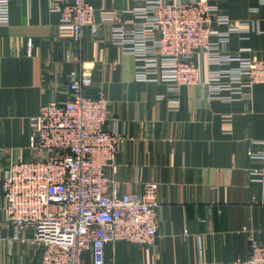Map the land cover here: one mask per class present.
<instances>
[{
	"label": "crops",
	"instance_id": "0c3cea01",
	"mask_svg": "<svg viewBox=\"0 0 264 264\" xmlns=\"http://www.w3.org/2000/svg\"><path fill=\"white\" fill-rule=\"evenodd\" d=\"M50 2L9 0L8 24L0 26V180L7 165L34 158L30 118L47 103L67 102L69 76L89 72L85 95H104L115 119L107 128L125 138L105 173L119 194L158 185L152 244L108 242L104 264H241L251 238L264 243V179H250L258 164L248 157L264 142V84H243L237 97L222 101L208 100L198 86L172 92L137 81L133 56L112 43L111 26L102 21H133L137 0H87L93 27L79 40ZM217 8L245 25L230 34L225 53L250 49L245 55L264 61V0H219ZM196 61L205 78L211 67L205 58ZM13 235L0 187V264H37L41 250ZM83 259L92 264L89 252Z\"/></svg>",
	"mask_w": 264,
	"mask_h": 264
},
{
	"label": "built area",
	"instance_id": "2783aa9c",
	"mask_svg": "<svg viewBox=\"0 0 264 264\" xmlns=\"http://www.w3.org/2000/svg\"><path fill=\"white\" fill-rule=\"evenodd\" d=\"M137 1L130 11L133 21L113 15L102 20L111 26L112 43L133 56L137 81L166 84L172 92L198 86L207 90L208 100L222 101L237 97L243 84H264V61L245 55L250 49L225 53L230 34L244 32L245 25L220 14L219 0ZM50 10L72 27L77 40L83 28L93 27L94 9L87 0H51ZM8 20L9 0H0V26ZM197 57L211 67L205 78ZM91 85L89 72L69 76V100L47 103L29 120L34 158L7 165L0 180L12 239L39 248L37 264H84L86 252L92 264H104L106 243L151 245L157 236L158 185L119 194L105 173L114 169L125 138L107 128L115 119L104 95H85ZM256 145L248 157L258 167L249 176L261 182L264 142ZM249 249L241 264H264V243L251 238Z\"/></svg>",
	"mask_w": 264,
	"mask_h": 264
}]
</instances>
